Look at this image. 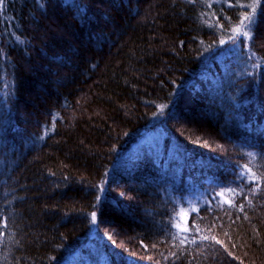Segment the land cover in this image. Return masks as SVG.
<instances>
[{"label":"trees","instance_id":"16d2710c","mask_svg":"<svg viewBox=\"0 0 264 264\" xmlns=\"http://www.w3.org/2000/svg\"><path fill=\"white\" fill-rule=\"evenodd\" d=\"M261 65L264 0H0V264H264Z\"/></svg>","mask_w":264,"mask_h":264},{"label":"snow or ice","instance_id":"6c2138e0","mask_svg":"<svg viewBox=\"0 0 264 264\" xmlns=\"http://www.w3.org/2000/svg\"><path fill=\"white\" fill-rule=\"evenodd\" d=\"M262 2V0H254V3L255 4H260ZM255 11V8H253V12ZM255 23V18L253 15H249L248 13H245L243 19L241 20V25H243V27H237L233 30V35L230 37V41L235 44L236 43V40L239 38V37H245V38H250V31H251V26ZM247 29V30H245ZM226 42L221 40L220 41V44H225ZM253 55H255L253 53ZM257 65H253V67L255 68ZM261 66H264V65H261ZM161 108H163V106H161ZM153 115H155V113H153ZM249 156H252L254 155L253 153H248ZM243 176H244V173L241 172L239 173V175L237 176V179L238 180H241L243 181ZM103 190V189H101ZM97 200H100L101 197L97 196L96 197ZM97 212L96 211H93L91 213V222L92 223H96L97 222ZM205 239H207V237H204ZM181 243H183V241H181Z\"/></svg>","mask_w":264,"mask_h":264}]
</instances>
